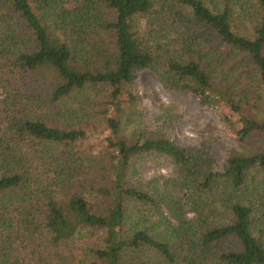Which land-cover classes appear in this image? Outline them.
<instances>
[{
  "label": "trees",
  "instance_id": "1",
  "mask_svg": "<svg viewBox=\"0 0 264 264\" xmlns=\"http://www.w3.org/2000/svg\"><path fill=\"white\" fill-rule=\"evenodd\" d=\"M0 67L18 83L0 127V264H33L13 253L27 237L50 249L35 264H53L91 232L90 264H264V0H0ZM145 69L227 108L244 152L218 169L204 149L126 133ZM77 93L86 101L69 107ZM99 121L101 147L81 150ZM43 143L58 150L34 167L29 147ZM149 152L173 160L196 215L177 203L168 235L143 226L137 206L167 205L170 193L128 180Z\"/></svg>",
  "mask_w": 264,
  "mask_h": 264
},
{
  "label": "rangeland",
  "instance_id": "2",
  "mask_svg": "<svg viewBox=\"0 0 264 264\" xmlns=\"http://www.w3.org/2000/svg\"><path fill=\"white\" fill-rule=\"evenodd\" d=\"M149 33L156 34L155 31L144 27V35L152 38L153 36H149ZM15 88H18L15 76L8 67H0V127L3 126L5 120L6 104L11 102L16 94ZM129 90L136 96L137 103L133 112L137 113L139 117H137L138 121L135 117L134 121L136 122L128 123L130 126L124 125L126 133L130 135L139 134L138 131H144V129L150 132L158 131V133L167 135L183 146L208 151L216 159L218 169H222L231 153L244 152V146L226 118L227 108L220 105H203L197 95L189 90L173 87L163 81L152 69L141 71L135 84ZM65 101H68L69 107H72L73 104H83L86 100L77 93ZM165 110V117H160ZM125 122L126 120L123 119V123ZM86 124L87 122H83L77 125ZM95 127L94 133L92 132L86 141L80 143L81 150L97 151L101 147L108 130H106L103 121L95 123ZM37 145L36 147H29V155L32 157L31 162L34 167L41 168L49 161L47 158H42L43 153L55 152L58 147L55 144ZM179 176V170L173 160L159 153L141 154L132 163L128 177L132 184L150 192L157 189L165 191L166 189L170 193L169 198L167 197V205L161 202L158 206H137L138 209L145 211L148 215L141 220L143 226L150 227L155 233L168 235L172 233V226L178 227L179 222L173 218L171 213L176 211V208L179 209V206L181 212L179 210L178 212L181 215H186L189 219L196 216L184 195L185 190L177 185ZM98 244L99 235L94 232L84 238L72 240L67 246L61 247V256L54 258L53 264L57 261H62L64 264H90V249L98 246ZM46 245L47 242L43 243L42 238L39 240V237L37 239L27 237L13 245V253L15 257L19 254L23 255L22 258L26 263L35 264L36 258L43 250L45 255L50 253V249Z\"/></svg>",
  "mask_w": 264,
  "mask_h": 264
}]
</instances>
